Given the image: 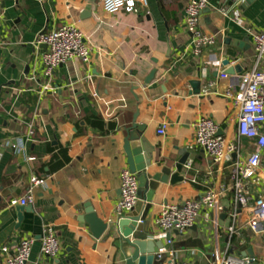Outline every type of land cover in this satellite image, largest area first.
Segmentation results:
<instances>
[{"label": "crops", "instance_id": "0c3cea01", "mask_svg": "<svg viewBox=\"0 0 264 264\" xmlns=\"http://www.w3.org/2000/svg\"><path fill=\"white\" fill-rule=\"evenodd\" d=\"M244 1L230 7L228 0H212L200 29L216 44L195 57L185 26L189 0H146L134 14L108 13L100 0H0V264H5L2 248L15 250L24 238L33 241L28 264H126L124 252L129 257L133 249L117 234L105 232L95 239L82 219L86 205L104 223L119 217L121 172L129 169L126 129L134 123L146 128L150 175L173 168L189 154L185 181L161 184L153 204L142 209L146 239L162 242L181 262L214 264L216 252L229 247L230 255L248 259L244 254L251 249L253 264H264L263 233L246 227L240 236L229 233L234 210L230 164H215L195 144L201 117L217 124L219 136H237L236 109L224 95L231 81L221 75L235 68L234 75L255 68L264 72L251 36L264 32V0L246 7ZM223 8L229 9L227 15ZM63 25L84 34L91 59L59 67L51 80L53 90L41 93L46 48L36 42L41 33ZM196 81L200 95L193 94L191 82ZM163 125L167 129L161 136ZM30 126L35 128L31 138ZM252 151V144L243 140L241 159ZM32 175L47 182L36 190L34 204L24 207L19 223L10 201L25 195ZM209 191L223 193L225 211L219 217L206 211L184 233L159 237L155 220L165 205L197 200ZM251 214V209L242 212L241 226ZM47 227L60 242L56 258L40 251ZM162 249H156V257Z\"/></svg>", "mask_w": 264, "mask_h": 264}, {"label": "built area", "instance_id": "2783aa9c", "mask_svg": "<svg viewBox=\"0 0 264 264\" xmlns=\"http://www.w3.org/2000/svg\"><path fill=\"white\" fill-rule=\"evenodd\" d=\"M212 0H189L185 8V26L192 39L193 54L200 57L203 50L216 44L214 38L204 34L200 29L204 11L210 7ZM103 8L111 14L138 12L139 6L145 5L146 0H100ZM222 13L227 15L228 8ZM257 61L264 62V32H251ZM36 45L45 47L42 55L44 79L46 84L41 93L53 90L51 80L55 71L74 60L87 63L91 59L84 34L74 26L63 25L55 31L43 32L39 35ZM1 46V44H0ZM233 63L232 66H235ZM221 79H230V87L225 91V97L232 101L237 113V136L228 139L219 136V127L208 117L198 119L195 127V144L201 148L217 165L230 164L232 192L234 194V210L230 213L233 224L229 227L231 236H240L245 227L254 233L264 234V168L261 166L264 151V72L257 68L240 75L229 76L222 74ZM213 86V83H210ZM166 125L158 130L159 135H165ZM35 128L30 126L27 136L33 137ZM243 140H248L254 151L248 158L241 159ZM7 146L16 148L12 142ZM17 152L21 149L17 147ZM190 167V165L188 166ZM121 200L117 207L118 216L122 217L131 212L138 202L139 182L135 174L128 168L121 172ZM47 179L32 175L26 188L25 195L10 201L12 207H26L35 202L36 190L45 186ZM221 191H209L197 200L170 203L162 208L155 220L160 230L159 237H167L172 233H184L193 227L201 215L214 212L218 215L225 211L221 199ZM252 203V205H251ZM251 209V217L244 226L240 225L239 217L243 211ZM217 221V220H216ZM172 244L171 241L168 242ZM33 247L31 239H22L15 250L2 248L5 264H28ZM59 239L51 227H47L41 240L40 251L43 256L56 258L60 252ZM229 247L225 252H216L214 264H253L248 258L230 255ZM160 261L169 264H192L189 261H178L172 250L163 248L157 255Z\"/></svg>", "mask_w": 264, "mask_h": 264}, {"label": "water", "instance_id": "95a60500", "mask_svg": "<svg viewBox=\"0 0 264 264\" xmlns=\"http://www.w3.org/2000/svg\"><path fill=\"white\" fill-rule=\"evenodd\" d=\"M239 0H228V5L232 7ZM254 0H245L243 6L246 7ZM229 65V62L225 64ZM239 68L229 69L227 75H234ZM154 70L146 81L149 84L155 77ZM194 95L201 94V83L191 82ZM145 126H139L134 123L130 128L126 129V139L124 151L127 156V164L129 170L135 174L139 182L138 202L135 208L122 217L115 218L109 223L101 221L91 205L85 206V215L82 221L90 229L95 239L100 240L105 232L108 236L117 234L121 243H127L132 249L133 253L128 257L125 252L126 264H155L159 258L155 256L156 249L163 248L162 242H153L146 239L147 234L144 233L147 222L141 214L142 209L153 204L154 196L162 185L176 186L185 181L183 170L187 165L189 154H186L173 168L163 169L161 174L150 175L148 170L152 167L151 152L152 149L147 145L143 139ZM150 209V207H149ZM148 209V210H149ZM24 207H17L18 221L23 220ZM177 233V232H176ZM144 234V235H140ZM244 256H249L251 260L254 259L252 250H248Z\"/></svg>", "mask_w": 264, "mask_h": 264}]
</instances>
